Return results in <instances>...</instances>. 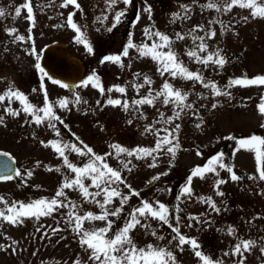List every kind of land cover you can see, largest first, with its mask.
I'll list each match as a JSON object with an SVG mask.
<instances>
[{"label":"rangeland","instance_id":"obj_1","mask_svg":"<svg viewBox=\"0 0 264 264\" xmlns=\"http://www.w3.org/2000/svg\"><path fill=\"white\" fill-rule=\"evenodd\" d=\"M210 2H215L216 8L205 7ZM229 2L131 0L125 5L123 0L115 3L111 0H77L80 7L76 8L65 4V0H0V9L4 10V15L0 16V95L5 97L0 101V148L10 150L20 168L16 178L0 181V211L9 215L7 209L13 205L18 209L21 203L30 204L41 199L56 198L68 205L54 208L49 215L20 217L16 223L0 217V264H95L89 259L91 250L81 245V235L74 230L75 220L69 222V213L101 215L104 209L91 197L85 199L78 187L63 189L69 201L63 199L64 196L56 197L66 178L74 179L76 174L65 165L64 157L53 144L64 149V155L75 167L82 168L94 162L95 156L102 157V162L95 163L97 166L106 163L120 173L124 183H113L110 188L116 189L122 197L132 196L138 185L151 181L167 165L172 164L189 176L195 163L203 167L210 158L223 153L224 163L229 160L240 171V179L234 181L231 176L227 177V170L218 165L215 172H207L203 178L194 177L191 195L181 194L183 200L178 203L176 228L187 239L195 240L200 245L196 250L213 264L219 261L240 264L241 260L243 264H264V180L259 178L254 152L237 150L236 142L224 151L215 143L218 136L235 135L237 140L248 138L247 133L252 128L258 129V137L264 138V115L258 108L264 101V85L229 86L234 79L264 76V18H253L251 10L239 6L225 11ZM25 3L32 7L31 20L23 7ZM17 7L21 9L19 16L16 15ZM119 12L125 14L116 23ZM70 14L72 22L91 46V52L77 43V33L68 24ZM174 14L177 15L175 19ZM145 29L169 36L174 41L172 50L189 71L201 74L205 82L215 84L222 93L229 95H215L211 87L205 88L194 80L173 79L167 72L162 75L157 70L161 65L150 56H141L137 48L129 49L127 56L122 55L130 35L137 46L160 43L157 37L149 39ZM192 29L196 31L189 34ZM176 33L185 38L176 39ZM208 33L215 35L209 38ZM16 36L24 39L16 40ZM201 36L203 41L193 39ZM53 39L67 41L69 50L87 63L81 85L72 92L49 84L36 68L40 47ZM201 43L206 44V51L199 50ZM189 50L196 51L202 58L219 51L227 62L223 67L211 62L205 66L190 58ZM114 55L121 57L118 64L101 62L104 57ZM93 72L99 77L103 94L91 83L83 86V81ZM247 72L254 77H244L249 75ZM145 77L151 84L144 82ZM166 81L174 89L187 93L184 103L192 105L181 112L179 119L174 113L180 109L172 102L165 104L163 96L157 97L152 104H132L134 100L155 96L162 91ZM117 87L125 91L120 93L116 91ZM10 90L23 93L34 110L44 107L47 96L53 114L60 120L45 118L41 123H35L34 116L23 111L19 100L9 99L7 93ZM108 99H118L121 104L110 105ZM60 100L67 101V106L60 107ZM125 101L129 104L127 110L122 106ZM35 115L43 117L44 113L36 112ZM169 118L171 122H166ZM50 123L55 127H50ZM176 124L180 128L173 133L172 145H162L151 155L137 157L136 149L156 148L157 140L168 135ZM176 144L179 147L173 156L167 148ZM72 145L80 152L73 151ZM113 145L134 154H117ZM88 148L92 153L87 152ZM153 164L155 167L150 166ZM29 172L31 176H28ZM218 180L225 183L218 185ZM83 183L90 193L99 191L92 186L91 177L83 178ZM217 192L223 195H217ZM166 193L164 190L157 196L163 197ZM140 196V193L134 195L131 201ZM103 199V193L95 198L101 203ZM208 199L219 211L209 206ZM112 205L111 201L105 207ZM140 219L147 227L137 226L130 233L138 247L146 248L152 244L171 251L177 264H202L190 244H179L176 232L168 224L161 222L156 226L151 216L148 221L144 217ZM41 220V224L49 225L50 232L40 229L42 225L37 222ZM103 222L85 221L83 229H99ZM229 228L234 230L231 234ZM56 229L58 231H54ZM153 232L156 235H152ZM48 233L51 238L44 240ZM241 241L254 242L247 251L241 249L243 255L234 253Z\"/></svg>","mask_w":264,"mask_h":264},{"label":"snow or ice","instance_id":"obj_2","mask_svg":"<svg viewBox=\"0 0 264 264\" xmlns=\"http://www.w3.org/2000/svg\"><path fill=\"white\" fill-rule=\"evenodd\" d=\"M116 0H111V3H115ZM125 5H128L131 3V0H123ZM65 4H71L74 5L76 8H79V4L77 3V0H65ZM64 6V5H62ZM233 6H239L241 8H246L251 10V15L253 18H264V0H230L229 3H227V6L225 8V11L231 10ZM24 8L28 11V18L32 19V7L30 4L25 3L23 5ZM207 8H216L215 2H210L207 5H205ZM219 11V9H217ZM145 11H149L150 9H145ZM21 14V9L19 7L16 8V15L19 16ZM124 12H119L116 14V23H119L120 18L124 16ZM4 15V10L0 9V16ZM177 18V15L174 14V19ZM139 19V16H137V20ZM247 19V17H245ZM68 24L71 28H73L76 33V41L77 43H81L87 48L89 52L92 51L91 46L88 44L87 40L85 39L83 33L80 32V29L77 28L76 24L72 22V15L70 14L68 17ZM116 24H113V27H115ZM13 32L15 29L12 30ZM111 31V29H109ZM196 31V29H192L191 32ZM145 35L151 39L153 36L157 37L160 43H152L151 46L148 44H143L140 46L135 45L132 42L131 35L129 36V40L127 45L125 46L122 55L127 56L128 50L131 48H137V51L141 56H150L154 61H156L161 67H158V71L161 72L163 75L165 72H167L173 79L179 77L182 79H188V80H194L196 82H200L203 84L205 88L211 87L215 95H229V93H222L219 89H217L215 84H210L208 82L204 81V78L199 73L191 72L183 65V62L179 60L178 55L172 50L171 45L174 43V41H171L169 39V36L159 32H151L148 29H145ZM209 38L215 35V33H208L207 34ZM185 36L176 33V39L182 40ZM16 40H23V36H16ZM193 39H199L201 41L204 40V37H193ZM199 50L201 52L206 51L207 46L204 43H201L199 46ZM167 48V51H162V49ZM160 49V50H158ZM187 55L190 58H195L197 62L204 64L205 66L208 65L209 62L214 63L220 67H223L227 60L225 57L220 55V52L217 51L216 53L209 54L206 57H200L197 55V52L194 50L187 51ZM216 57L213 59V57ZM121 57L119 55L114 56H106L101 61L102 63L104 61H111L113 63H119ZM36 67L40 69L41 73H43L45 76H47V73L44 72V69L40 67V65L37 63ZM144 82L146 84H151V81L145 77ZM53 83H60L59 81H53ZM89 83H91L92 87L99 88L101 93L103 94L104 89L100 86L99 83V77L96 76L95 72H93L92 75H90L85 81H83V86H87ZM234 85H240V86H249V85H264V76H257L252 79H234L229 82V86ZM61 87H68L65 84H60ZM108 91H112V89H108ZM116 91L123 93L125 90L122 87H117ZM9 99L15 98L20 101V103L23 105V111L25 113L32 114L34 116L35 123L39 124L41 121L45 118H48L51 120H60L58 116H55L52 112V106L49 104L47 96L45 97V104L43 108H37L34 110L33 105L28 103L26 96L15 90H10L7 93ZM163 96L164 100L163 102L165 104H168L170 102L177 105V107L180 109V111H176L174 113L175 118L179 119L181 116V112L185 108H191V104H185V100L187 99V93H182L178 89H174L171 84H169L167 81L162 86V91H159L155 94V96L150 98H143L140 100H134L132 101V104L134 105H140V104H152L153 101L157 98ZM5 97L3 95H0V101H3ZM76 102H80V98L77 97ZM67 101L60 100L59 104L60 107H66ZM110 105H120V100H113L108 99L107 101ZM126 110L129 108V104L127 101H125L122 105ZM216 105H213V108H215ZM259 111L262 115H264V103L258 106ZM8 111H11L10 109ZM36 112H43V117L39 115H35ZM12 115H17L16 112H11ZM2 119V118H0ZM171 122V118H169L168 121ZM62 123V121H61ZM131 123V121H129ZM50 127H55L54 124L49 125ZM199 127V125H197ZM180 128L179 124H176L175 128L172 129L171 132L168 133V135L164 136L161 139L157 140L156 148L154 149H147V148H138L135 150V153L137 154L138 158H141L142 155H151L152 152L157 151L161 148L162 145H172V141L175 139V136L173 133L177 132ZM151 129H146V131H149ZM169 136H172V139H169ZM51 143V142H50ZM238 145V149H244L248 151H253L255 155V159L257 161V171L259 173V178L261 180H264V138H260L257 136H252L250 138L245 139H239L236 141ZM53 147L55 150L60 154V156L64 157V163L65 165L71 169L72 172L76 174L74 179L68 180L66 178L65 182L63 183L60 190L56 192V197H62L64 196L63 189H72L78 187L81 191L82 195L85 199H88L89 197L92 198L94 202L99 204L102 209H104L103 213L101 215H93V213L89 212L86 213L84 216L75 215L73 212L69 213L71 222L72 219L75 220V231L77 234L81 235L80 243L82 246H86L87 249L91 250V255L89 256V259L94 261L95 264H177L176 258L174 254L166 250L163 247H154L152 244H148L145 247H138L130 233L137 227H147L146 225H143L141 223V217L147 218L148 216H151L153 219H158L159 221L163 222L164 224L169 223L168 218V208L162 204L158 203V207L154 208L153 205L146 201H141L140 207L134 208L132 212L129 214V218L126 220L124 226L122 228H119L115 231L114 234L110 235V231L112 229L113 221L108 220L109 216H119L123 205L125 202L129 199L128 196H123L121 198V206L119 208H116L115 210L109 211L107 208H105L106 205H109L112 201L113 197H119L121 196L120 192H118L114 188H110V185L113 183H124L123 179L121 178V175L118 171L113 170L110 168L106 163H101L99 166L95 163V161H103V158L100 156H95V161L92 163H87L84 165V167L79 168L72 165L67 157L64 155V149L59 144H53ZM64 147H69L68 145H65ZM114 149H116L117 154L119 153H127V155L131 156L133 155V151H128L127 149L119 146V145H113ZM179 147L178 144L170 146L167 148V152L171 153L173 156H175L176 149ZM71 149L76 152H80V149L76 148L75 145L71 146ZM88 153H92V149H87ZM83 154V153H81ZM199 154V153H198ZM235 154V153H234ZM0 155H7L6 153L0 154ZM218 165L221 169H226L229 173H232L231 179L232 180H239L240 177L237 176L231 167L226 165L223 161V153H220L208 160V162L203 167H196L192 170L191 174L187 178V184L182 187L181 194H187L191 195V182L194 177H200L203 178L204 174L207 172H215L216 168L215 166ZM151 167H155V164L150 165ZM51 170V169H49ZM59 171V169H57ZM17 176L20 175L19 171H16L15 173ZM167 173H164L166 175ZM32 173L29 172L28 176H31ZM85 177H91L92 179V186L99 189V191L90 193L88 191V186H85L83 183V178ZM13 178L12 175H6L3 177H0V179L3 180H11ZM159 177H153V179H158ZM250 179L252 177H249ZM218 185L225 183L224 180H218L216 182ZM108 185V187H101V185ZM104 194L103 202L95 200L97 196H100L101 194ZM133 195H138V193L133 192ZM217 195H223L222 192H217ZM179 199V197H178ZM210 207H212L214 210L219 211V209H216V205L211 201V199H208L206 201ZM68 205L62 204L59 202L56 198L51 199L50 201L46 200H36L30 204H23L21 203L19 205V208L17 209L15 205L13 207H10L7 209L9 215H5L3 211H0V217H3L4 220L10 222V223H16L20 217H31V216H41V215H49L52 213L54 208L59 207H67ZM76 206L73 205V208ZM192 219H195V217H192ZM91 220H99V221H106V227L94 229L92 231H88L86 229H83V223L85 221H91ZM58 231V229L54 230ZM172 231L176 232L177 237L179 239V244L182 246L184 244H190L191 247L196 250L199 249L200 245L193 239H187L184 235L180 234L179 229L176 227L172 228ZM229 233L231 234L234 230L232 228H229ZM152 235H156L155 232L152 233ZM157 239H163V237H157ZM254 245L253 241H241L239 244L236 245L234 249V253H240L243 255L241 249L243 248L244 251H247L251 246ZM264 251V249H262ZM227 255V253H226ZM195 256L198 257L202 264H213V262L207 257L202 254L201 251L196 250ZM79 264V262H77ZM219 264V262H217ZM240 264H243V261L241 260Z\"/></svg>","mask_w":264,"mask_h":264},{"label":"trees","instance_id":"obj_3","mask_svg":"<svg viewBox=\"0 0 264 264\" xmlns=\"http://www.w3.org/2000/svg\"><path fill=\"white\" fill-rule=\"evenodd\" d=\"M243 76L244 77H250V76L254 77V75H250V74L249 75L245 74ZM262 103H264V101ZM236 140H237V137L235 135H229V136L225 135V136H218L215 143L217 147H220L224 149V151H227L230 148V146L236 142ZM226 165L231 167L233 169V172L237 176H240V171L237 170L236 167L232 165L229 160H226ZM164 173H167V174L164 175ZM231 175L232 173H229L227 171V177ZM155 177H159V178L155 180L152 178L151 181L141 183L140 185L137 186V189L135 191L137 193H140L141 196L135 201H131L134 195L128 196L129 199L123 205V209L119 216H109L108 217V220L113 221L110 235L114 234L116 230L124 226L132 210L134 208L142 206L141 201H146V202L151 203L154 208L158 207V203L164 204L168 208V218H169L168 227L170 229H172L173 227H176V219H177L176 213H177V208L179 207L178 203L183 200V196H181V190H182V187H184L187 184V178L189 176L187 175L186 171L173 167L172 164H170V165H167L164 171H162L161 173H158ZM164 190H166L167 192L166 196H163V197L157 196L158 192H163ZM121 198L122 196L113 197L112 198L113 205L111 207H105V208H107V210L109 211L119 208L121 206ZM63 199H68L67 201L70 200V198H67L66 196H64ZM149 218L150 216L145 218V221H148ZM42 221L43 220L37 222L40 225H42L40 226V229L45 228L46 230L49 231L50 230V228L48 227L49 225H45L46 223L41 224L40 222ZM160 223L161 221H159L158 219H154V224L156 226H158ZM103 227H106V221L101 223V228ZM49 238H51L50 233H48V235L44 237V240H47ZM226 264H230V263L226 262Z\"/></svg>","mask_w":264,"mask_h":264},{"label":"water","instance_id":"obj_4","mask_svg":"<svg viewBox=\"0 0 264 264\" xmlns=\"http://www.w3.org/2000/svg\"><path fill=\"white\" fill-rule=\"evenodd\" d=\"M37 63L47 73L46 77L50 82L59 81L60 83L57 84L68 86L64 88H75L79 85L85 69L83 61L69 53L67 44L57 40L44 44L40 48ZM258 134L257 129H250L248 132L249 137L258 136ZM3 153L7 155H0V177L6 175L14 177L16 171H18L16 158L9 151L0 149V154ZM196 167H201V165L195 164L193 169Z\"/></svg>","mask_w":264,"mask_h":264}]
</instances>
